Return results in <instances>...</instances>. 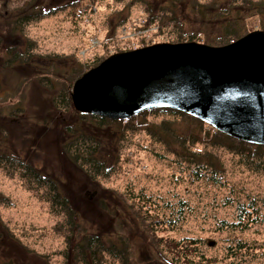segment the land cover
<instances>
[{"label":"rangeland","instance_id":"rangeland-1","mask_svg":"<svg viewBox=\"0 0 264 264\" xmlns=\"http://www.w3.org/2000/svg\"><path fill=\"white\" fill-rule=\"evenodd\" d=\"M65 1L69 3L65 11H73V15L65 16L52 10L51 14L32 18L34 10L47 12ZM171 1L33 0L30 5V0H0V145L8 155L21 151L27 158L23 161L37 165L39 169L46 168L62 191H68L66 195L79 214L82 231L92 230L102 244L125 243L129 264H170L157 253L151 244L152 238L143 231L140 222L130 218L127 210L118 204L121 193L130 189H141L148 195L152 193L153 197H161L163 203L172 202L175 208L184 210L183 221L172 230L165 225L162 233L177 238L185 235L189 241L195 237L208 255L216 257L222 255L224 245L240 239L251 249L261 247L245 256L243 263L264 264V222L243 232L216 230L215 224H211L212 220L215 222L214 216L230 218V210L234 207L227 210L226 196L236 195L235 192L228 193L230 187L239 193L242 191L243 196L247 194L251 201L255 199L258 205L254 201L253 205L264 216V173L249 169L248 159L255 147L246 146L245 152L236 153L235 145L230 144L228 137L243 140L224 134L191 114L168 107L144 109L119 119L124 123L118 127L109 125L99 130L95 127L101 135L97 158L104 161L109 170L94 182L95 178L86 177L67 158L62 146V127L80 122L83 130L88 127L93 130L94 125L77 116L92 113L54 108L51 96L54 92L44 82L46 68L43 64L47 62L43 58L41 62L34 59L29 63L18 61L1 65L6 47L22 58L29 47L32 54L59 55L60 61L66 64L75 58V63L92 65L95 60H104L114 52L133 51L151 44L196 43L180 41L179 36L183 31L202 33L206 24L200 23L201 20L182 8V4L176 8L182 9V16H176L174 24L165 14L166 8L173 9L171 4L174 2ZM198 1L213 7L212 0ZM225 7L230 8L224 5L222 9ZM22 18L30 20L20 24ZM179 18L182 26L177 25ZM249 21L248 26L252 29L259 17L250 16ZM256 30L264 33L261 29ZM67 73L63 68L52 69L53 81L58 83L56 88L61 87V77ZM73 82L69 88L71 104ZM215 131L227 137H217ZM257 145L264 147V144ZM194 159L200 165L190 163ZM200 168L205 169L204 172ZM214 169L218 170L216 175H223L220 185L212 184L216 177L207 174ZM10 173L7 175L0 168V215L19 242L12 240L13 236L8 237L10 241L0 242V264H64L66 258L60 253L65 246L64 238L55 228L62 215L55 217L48 209V203L40 201L36 191L27 189L20 170ZM115 212L119 215L117 218ZM81 236L75 233V241L83 239ZM14 243H18L17 247L10 249ZM68 250V264H82L72 249ZM84 254L87 262L86 248ZM38 255L43 257L39 259ZM112 260L107 256L101 264H109ZM89 261V264L95 263Z\"/></svg>","mask_w":264,"mask_h":264},{"label":"trees","instance_id":"trees-1","mask_svg":"<svg viewBox=\"0 0 264 264\" xmlns=\"http://www.w3.org/2000/svg\"><path fill=\"white\" fill-rule=\"evenodd\" d=\"M237 1L238 3L235 5ZM32 2L33 0H30V5ZM171 3L173 9L166 8L165 14L169 15L168 19L174 24L176 16H182V9H176L178 4H182V8L185 7L186 11L194 14L198 20H201L200 23L206 24L207 26L202 33L196 31H183V34L179 36L181 37L180 41H195L208 45H224L251 30L261 29L264 31V0H212V9L208 3L203 4V1L198 0H172ZM68 4L66 1L57 3L47 12H41L42 9H36V11L34 10V12L31 13L32 18H37L38 15L40 16L45 13L51 14L52 10L60 11L64 13L65 16L73 15V11L72 13L65 11L66 6L67 8L69 6ZM224 5H229L230 8L225 7L222 9ZM114 13L118 14L119 12L114 11ZM250 16L259 17V22L252 29L248 26ZM29 20V18H22L19 20V23L23 24L24 21L26 22ZM176 22L178 26H180V24L182 26L180 18L179 20L177 19ZM213 23H215V25ZM30 51H32V49L27 47L24 55H21L25 58H22L17 53L9 51L8 47H6L3 51L4 61L1 65H12L18 61L21 63H29L34 59H38L41 62L42 58L46 60L47 63L43 64L46 68L44 69L45 86L54 92L53 95L51 94L54 108L62 110L73 108L69 95V88L72 82L79 78L87 69L97 65L101 61L97 59L92 65H84L81 62L75 63L74 58L69 64H66L64 61H60L61 58L58 57L59 55L50 57L42 54H32ZM66 56L65 54L63 55L65 60ZM58 58L59 60H54ZM57 68H63L68 71L65 77H61L62 83H59V85H61L60 88H56L55 85L58 83L53 81L54 77L52 75V69L58 70ZM1 84L2 82L0 79V86ZM77 116L80 119L85 118L88 123L94 125V127L91 126L93 130L89 129V127L83 130L80 122H76V125L73 124L75 122L68 123V125L62 127L64 132L62 146L67 158L75 164L86 177L88 176L89 179L95 178V182L98 180L97 178L99 176L106 175L109 170V168L105 167L104 161H100L97 158V150L99 148V140L101 141V135L99 136V132L96 128L99 130V128L109 125H117L118 127L124 122L121 120H110L95 114H78ZM95 131H97V133H95ZM215 134L217 137H227L218 131H215ZM228 139L230 140V144L233 145L234 143V151L236 153L245 152L247 150L246 146L255 147L253 153H251L252 157L248 159L251 164L249 165V169L254 170L255 168V172L261 171V173H264V149H262L264 147L235 140L230 137H228ZM237 148H239L240 151ZM7 152L8 151L3 149L0 145V168L3 169L7 175H10V172L13 170L16 172L20 170V176L22 177L20 178L24 180L23 182L27 189L36 191L37 193L35 194L38 195L40 201L43 200L48 203V209L55 217H57L56 215L58 214H60V216L62 215V220H60V223L55 228L59 233L63 234L65 246L60 253L66 258L64 264H68L69 262L67 261V258L70 256L69 248L72 249L77 261L82 262V264H89V260L95 262L94 264H101L103 260H106L107 256H109V259L110 257L113 259L109 264H129L126 255L128 250L125 243L116 245L115 243L109 242V244H102L101 239L91 232V228L90 232L84 233V231H82L81 224L78 222L79 214L66 195L68 191H65V193L62 191L55 177L48 175L49 173L46 168L39 169L37 165L23 161L27 160V158L26 155L21 154V151H18L17 154L14 153L15 155L13 154L12 156L8 155ZM190 163L200 165L199 161L196 159L191 160ZM201 165L207 166L208 164L201 163ZM199 170L204 172L205 169L200 168ZM216 170L217 169H214V171L211 170L207 172V174H210V176L212 175L213 178L216 177V180H213L212 184L220 185L222 183L220 178L223 175L218 173L216 175ZM227 190L228 193L235 192L236 194L232 198L230 197L232 194L226 196V198H228L225 204L228 205L227 210H230L232 207H234V210H230V218L225 217L226 219H219L217 216H214L215 222L212 220L211 224H215L214 228L216 230L230 232L237 230L243 232L256 223L261 224L264 222L263 214L259 213L253 205L254 202L257 204L255 199L251 201V197H248L247 194L243 196L242 191L239 193V191L233 189V187ZM143 191L141 189L124 191L125 194L124 192L121 193V200L118 204L121 205V209L127 210L130 218L138 223L140 222L143 231L152 238L153 242L151 244L155 247L157 253L170 264H235L233 259L238 264H244L245 256L261 249L260 246L252 247L251 249V246L247 245L245 241L242 242L240 239H236V242L224 245L222 255L216 257L208 255L203 245L195 237H191L193 241H189L185 235L177 238L173 234H164L162 232L165 230V225H169L171 228L170 230H172L173 226L183 221L184 210H182V208H175L172 202L163 203L161 197H153L154 195H151L152 193L148 195ZM167 209L169 210L168 213L166 211ZM118 216L117 212H115L114 217L117 218ZM75 233L81 234V238L83 239L75 241ZM10 236H13L12 240L19 242L17 236L13 235L12 231L8 228L7 222L4 221L0 215V242L7 240ZM17 245L18 243L10 245V249L16 248ZM85 248L87 249V262L84 257ZM38 257L41 259L43 256L38 255Z\"/></svg>","mask_w":264,"mask_h":264},{"label":"water","instance_id":"water-1","mask_svg":"<svg viewBox=\"0 0 264 264\" xmlns=\"http://www.w3.org/2000/svg\"><path fill=\"white\" fill-rule=\"evenodd\" d=\"M72 104L109 119L173 108L264 144V33L223 46L162 43L114 53L74 82Z\"/></svg>","mask_w":264,"mask_h":264}]
</instances>
